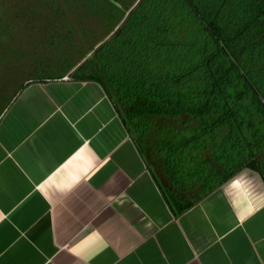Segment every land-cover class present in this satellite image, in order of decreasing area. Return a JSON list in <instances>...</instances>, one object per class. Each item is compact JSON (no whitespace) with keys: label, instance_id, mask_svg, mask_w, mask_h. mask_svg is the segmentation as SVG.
Here are the masks:
<instances>
[{"label":"crops","instance_id":"1","mask_svg":"<svg viewBox=\"0 0 264 264\" xmlns=\"http://www.w3.org/2000/svg\"><path fill=\"white\" fill-rule=\"evenodd\" d=\"M65 52L0 56V264H264L260 177L243 170L174 214L165 166L100 85L71 78L80 59L49 72Z\"/></svg>","mask_w":264,"mask_h":264},{"label":"trees","instance_id":"2","mask_svg":"<svg viewBox=\"0 0 264 264\" xmlns=\"http://www.w3.org/2000/svg\"><path fill=\"white\" fill-rule=\"evenodd\" d=\"M128 1H79L120 26L71 78L100 85L149 165L165 166L174 214L243 170L264 183V0Z\"/></svg>","mask_w":264,"mask_h":264},{"label":"rangeland","instance_id":"3","mask_svg":"<svg viewBox=\"0 0 264 264\" xmlns=\"http://www.w3.org/2000/svg\"><path fill=\"white\" fill-rule=\"evenodd\" d=\"M79 1L0 0V56L17 55L25 59L28 56L44 54L50 57L54 52L65 54L66 49L71 61L68 56L63 57L58 62L56 71L49 70L50 73L61 72L76 60L80 59L81 62L86 60L84 57L91 53L90 49L99 46L116 30L112 33V27L105 19L107 13L104 17L89 14L103 13L102 8L98 11L96 9L88 11L80 6L82 4ZM135 1L129 0V5H133ZM55 22L62 25H56ZM50 26L60 27L51 29ZM48 34L53 35L50 43L44 40ZM38 44L41 48L44 47L42 52L37 48ZM89 56L90 54L87 55ZM65 59L68 60L63 62ZM2 63L0 61V65Z\"/></svg>","mask_w":264,"mask_h":264},{"label":"water","instance_id":"4","mask_svg":"<svg viewBox=\"0 0 264 264\" xmlns=\"http://www.w3.org/2000/svg\"><path fill=\"white\" fill-rule=\"evenodd\" d=\"M139 1H140V0H139ZM139 1H138V2H139ZM138 2H137V3H138ZM137 3H136L135 5H137ZM126 17H127V16H126ZM122 23H123V22H122ZM118 28H119V27H118ZM118 28H117V29H118ZM117 29H116V30H117Z\"/></svg>","mask_w":264,"mask_h":264}]
</instances>
